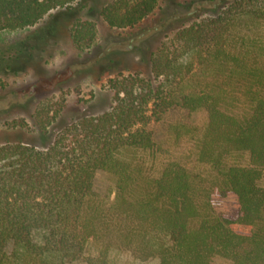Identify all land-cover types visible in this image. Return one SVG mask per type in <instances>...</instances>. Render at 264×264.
Segmentation results:
<instances>
[{"label":"trees","instance_id":"trees-1","mask_svg":"<svg viewBox=\"0 0 264 264\" xmlns=\"http://www.w3.org/2000/svg\"><path fill=\"white\" fill-rule=\"evenodd\" d=\"M158 2L0 0V31L76 5L131 28ZM199 2L211 14L173 24L174 51L158 43L145 75L108 79L106 110L51 134L64 102L43 98L30 125L12 121L27 137L0 141V264H264V0ZM97 31L81 17L68 27L79 52ZM173 107L206 113L193 143L201 168L162 156L153 140L149 122ZM100 171L112 180L103 193Z\"/></svg>","mask_w":264,"mask_h":264},{"label":"rangeland","instance_id":"rangeland-1","mask_svg":"<svg viewBox=\"0 0 264 264\" xmlns=\"http://www.w3.org/2000/svg\"><path fill=\"white\" fill-rule=\"evenodd\" d=\"M199 1L202 0H159L154 13L131 28L109 27L96 14L97 8L77 11L76 5L70 11H50L34 26L0 31V57H10L12 68L0 72V141L27 137L24 132L21 136L15 134L18 128H11L10 124L24 120L30 125L28 117L37 101L43 98L64 102L57 119L49 126L51 134L71 118L106 110L113 95L108 79L130 72L145 75L149 51L158 43L163 42L169 51H174L178 42L172 38V25L211 14L208 4ZM166 16L171 20L161 24L159 19ZM76 17L95 20L98 30L96 42L81 52L73 46L68 32ZM156 23L161 26L151 29ZM49 26L53 32L45 35ZM260 29L264 33V25ZM205 121L203 110L173 107L158 120L149 122L148 128L162 156L178 159L196 169L201 166L193 160V143L201 134ZM111 181L107 173L97 172L95 189L103 193ZM261 183L264 185V175ZM138 264H157V261L152 259Z\"/></svg>","mask_w":264,"mask_h":264}]
</instances>
